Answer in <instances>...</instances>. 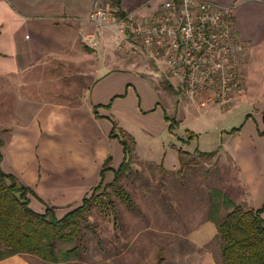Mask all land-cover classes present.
I'll return each mask as SVG.
<instances>
[{
    "label": "crops",
    "instance_id": "1",
    "mask_svg": "<svg viewBox=\"0 0 264 264\" xmlns=\"http://www.w3.org/2000/svg\"><path fill=\"white\" fill-rule=\"evenodd\" d=\"M163 1L119 0V6L125 13L147 16L157 13ZM209 1L234 11L235 31L243 45V90L231 107L210 106L205 112L236 110L240 124L191 129L195 136L185 143L175 140L167 116L177 119V127L185 104L192 102L174 99L176 89L167 87L174 84L159 64L120 48L129 43L116 25L96 27L90 21L96 0H0L2 168L34 190L30 205L35 211L43 213L52 206L59 218L65 216L100 183L108 157L105 182L112 181L125 160L124 145L112 136L116 131L134 139L132 166L139 160L178 170L180 148L194 155H227L244 189L239 201L262 209L264 218V0ZM89 33L96 35L95 46L84 41ZM65 60L80 69L79 93L73 101L57 92L61 84L53 87L62 80ZM48 70L54 74L46 76L49 85L43 83ZM162 76L168 79L166 89L157 87ZM173 108L181 109L180 116L168 113ZM164 130L172 134L168 143L159 141ZM151 147H157V157ZM163 153L162 162L158 156ZM169 155L174 157L172 166L167 164ZM216 235L213 221L201 222L187 234L182 260L176 264H218L209 249ZM31 257L14 255L0 264H43Z\"/></svg>",
    "mask_w": 264,
    "mask_h": 264
},
{
    "label": "trees",
    "instance_id": "2",
    "mask_svg": "<svg viewBox=\"0 0 264 264\" xmlns=\"http://www.w3.org/2000/svg\"><path fill=\"white\" fill-rule=\"evenodd\" d=\"M113 3L120 8L119 0ZM121 12L119 16H124ZM173 90L171 84L167 85ZM170 121L169 129H175L178 121L167 116ZM112 136L118 137L125 149V160L117 170L114 178L105 182V174L111 163L108 157L101 171V181L85 196L82 202L59 218L54 207H48L45 212L35 211L30 205V195H36L34 190L23 184L14 174L2 168L3 154L0 150V260L14 255L34 256L45 263L58 264L69 262L71 259L84 261L88 251L89 232H95L94 223L89 218L95 210L102 212L110 208L118 222L122 216L118 210L115 193L127 208L134 214L146 217V214L136 202L133 193L128 189L124 180H134V176L145 179L141 170H134L133 148L134 139L126 134L119 135L116 131ZM195 136L190 131L188 142ZM2 141L0 139V147ZM202 159H210L217 152H197ZM180 168L176 171L167 170L163 163L157 167L167 174L181 175L188 171L198 160L192 153L179 149ZM152 165V163H151ZM222 185L209 187L201 198L204 202L203 221H213L217 226V235L209 244L218 264H264V218L262 209H254L239 201L244 193L242 186L234 187L227 179L220 180ZM160 204L166 211H173L171 198H159ZM95 228V229H93ZM69 246L59 248V244ZM161 254L157 264H162Z\"/></svg>",
    "mask_w": 264,
    "mask_h": 264
},
{
    "label": "rangeland",
    "instance_id": "3",
    "mask_svg": "<svg viewBox=\"0 0 264 264\" xmlns=\"http://www.w3.org/2000/svg\"><path fill=\"white\" fill-rule=\"evenodd\" d=\"M125 47L126 43L122 48ZM149 61L154 65L150 59ZM62 65L64 66L63 74L60 77L62 80H57V85L53 82L52 84L53 87L61 84L63 89L57 90V92L63 93V97L73 101L79 93L78 86L81 75L78 74V71L80 69H76L75 65L70 64L67 60ZM52 72L48 70L43 83L50 82V80L47 82L45 80L46 76L54 75ZM161 79L157 87L166 89L168 79L165 76H162ZM170 81L176 83L173 79ZM175 93H173L175 100L183 102L182 98H184L192 102L191 105L185 104L182 120L179 121L175 131L172 130L177 142H182L181 139L184 138L188 139L191 129L203 131L208 126L218 129L231 128L240 124L235 118L236 110L231 112L224 110L222 114L216 110L205 112L206 108H199L197 101L188 98L182 91L175 90ZM168 113L180 116L181 109H169ZM171 135L169 131L164 130L159 136V141L168 143ZM151 149L154 153L153 156L157 157L159 153L157 147H151ZM185 149L189 150L191 147L186 146ZM194 156L198 163L193 164L184 173V176L163 173L156 164L151 165V163L135 160L133 169L141 170L146 178H139L138 175H135L134 180L126 179L124 182L133 193L146 217L134 214L113 193L122 216L121 220L118 222L115 220L110 208H106L102 212L95 210L90 216L89 222L91 226L93 223L97 225V228H93L95 232H89L88 251L84 261L71 259L69 262L58 264H157L161 254L164 257V264H176V261L182 260L180 255L183 254V251L180 249L188 243L187 234L203 222L205 205L201 198L204 193L209 187L222 185L223 182L220 181L222 179H227L229 183L235 184L234 187L238 186L237 166L227 155L219 153L210 159ZM158 157H161L163 162L166 154L163 153ZM175 158L177 159V153ZM167 159V164L172 166L174 157L169 155ZM163 196L171 198L173 211H166L160 204L159 198ZM68 246L64 243L59 244V248L62 249ZM36 260L42 262L38 258ZM43 264L49 263L43 262Z\"/></svg>",
    "mask_w": 264,
    "mask_h": 264
},
{
    "label": "built area",
    "instance_id": "4",
    "mask_svg": "<svg viewBox=\"0 0 264 264\" xmlns=\"http://www.w3.org/2000/svg\"><path fill=\"white\" fill-rule=\"evenodd\" d=\"M121 12L110 0H96L90 21L96 27L116 25L129 43L126 51L159 64L176 81L173 87L200 108L235 104L243 90V45L231 8L209 0H164L152 15L124 12L120 17ZM83 38L92 46L97 44L94 33Z\"/></svg>",
    "mask_w": 264,
    "mask_h": 264
}]
</instances>
